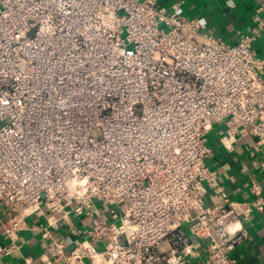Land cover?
<instances>
[{
	"label": "built area",
	"instance_id": "obj_1",
	"mask_svg": "<svg viewBox=\"0 0 264 264\" xmlns=\"http://www.w3.org/2000/svg\"><path fill=\"white\" fill-rule=\"evenodd\" d=\"M180 5L0 0V255L46 209L91 226L71 246L35 226L41 264H237L264 184L251 202L225 194L207 134L225 122L224 146L264 148V19L232 43Z\"/></svg>",
	"mask_w": 264,
	"mask_h": 264
},
{
	"label": "crops",
	"instance_id": "obj_2",
	"mask_svg": "<svg viewBox=\"0 0 264 264\" xmlns=\"http://www.w3.org/2000/svg\"><path fill=\"white\" fill-rule=\"evenodd\" d=\"M159 3L168 10L181 3V14L190 18L196 17L206 24L202 33L215 35L232 43L251 32L256 24V14L264 19V0H159ZM254 48L258 57L264 59V29ZM261 73L264 77V68ZM226 131L225 122L215 123L209 130L207 137L211 151L206 159L207 164L217 172L225 194L234 200L251 202L256 198L252 185L255 182L264 184V148L258 145L257 137L249 134H238L233 147L227 148L222 141ZM215 201L216 197L210 198L208 204L211 205ZM51 216L49 211L43 209L28 217V228L19 234L20 248L0 255V264H24L27 257L32 258L31 264H41L46 240L42 233L34 228L37 225L48 226L56 238L64 240L70 246L88 237L91 219L86 215L72 213L70 220L60 215L54 218ZM246 226L247 238L238 244L230 255L237 264H264V210H256ZM234 227L235 224L232 223L231 228ZM192 241L196 244V250L203 256V242L196 241L195 238H192ZM7 243L8 239L2 232L0 222V245ZM161 250H167V245L162 244Z\"/></svg>",
	"mask_w": 264,
	"mask_h": 264
},
{
	"label": "rangeland",
	"instance_id": "obj_3",
	"mask_svg": "<svg viewBox=\"0 0 264 264\" xmlns=\"http://www.w3.org/2000/svg\"><path fill=\"white\" fill-rule=\"evenodd\" d=\"M33 34V32H30L29 33V35H32ZM92 134L95 136V137H101L102 136V130H101V128H94L93 130H92Z\"/></svg>",
	"mask_w": 264,
	"mask_h": 264
}]
</instances>
